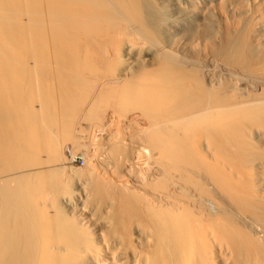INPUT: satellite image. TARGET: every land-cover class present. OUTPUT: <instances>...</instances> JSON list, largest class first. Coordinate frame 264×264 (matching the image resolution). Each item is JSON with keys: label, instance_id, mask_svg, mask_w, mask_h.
Returning <instances> with one entry per match:
<instances>
[{"label": "bare ground", "instance_id": "1", "mask_svg": "<svg viewBox=\"0 0 264 264\" xmlns=\"http://www.w3.org/2000/svg\"><path fill=\"white\" fill-rule=\"evenodd\" d=\"M0 264H264V0H0Z\"/></svg>", "mask_w": 264, "mask_h": 264}, {"label": "rangeland", "instance_id": "2", "mask_svg": "<svg viewBox=\"0 0 264 264\" xmlns=\"http://www.w3.org/2000/svg\"><path fill=\"white\" fill-rule=\"evenodd\" d=\"M83 141V140H82ZM83 144H85L86 146L88 145V143L86 142H84ZM71 148V149H70ZM75 149V150H74ZM67 150L68 151H66L65 153V157H66V159H67V161H68V164H70V166H72V167H83L84 165H85V160H87V158H90V153H89V151H87L88 152V154L86 153V151H85V153H80V152H78L77 150H76V148L75 147H73V151H72V147H67ZM69 150L71 151V152H69ZM75 151H76V153H75ZM68 152V153H67ZM78 152V153H77ZM72 153V156H74V157H72L70 154ZM69 154V155H68ZM74 154V155H73ZM77 154V155H76ZM69 156H71V157H69ZM71 158V159H70ZM71 160V161H70Z\"/></svg>", "mask_w": 264, "mask_h": 264}]
</instances>
